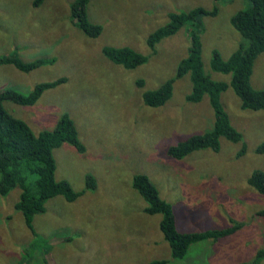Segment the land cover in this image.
<instances>
[{"label":"rangeland","instance_id":"1","mask_svg":"<svg viewBox=\"0 0 264 264\" xmlns=\"http://www.w3.org/2000/svg\"><path fill=\"white\" fill-rule=\"evenodd\" d=\"M0 0V57L16 52L25 61L52 59L32 71L0 65V90L29 92L38 83L65 77L33 105L6 100L5 107L39 132L56 126L63 113L74 120L86 150L64 143L54 150L56 176L67 180L76 200L63 195L50 199L36 215L33 229L16 208L19 189L0 194V264H249L264 248V193L248 181L256 169L264 171V109L242 107L230 86L222 104L243 141L221 139L218 151L201 149L182 159L168 148L195 133L212 128L215 114L209 96L187 101L192 91L190 74L177 79L172 97L153 107L143 92L158 88L177 73L188 55L183 28L164 38L153 50L147 38L169 21L171 12L203 6L218 7L203 18V60L212 78L231 81V74L214 71V49L227 59L244 37L231 24L246 0H91L88 15L103 26L89 37L71 17L73 0ZM105 46H129L149 60L134 69L112 62ZM143 81L145 87H140ZM252 86L264 88V52L257 58ZM247 151L240 153L243 144ZM138 173L149 176L170 202L180 231L243 225L235 233L191 244L183 258H174L160 229L161 214H148L147 202L133 186ZM87 175L97 187L87 189ZM255 260V259H254ZM257 264H264V259Z\"/></svg>","mask_w":264,"mask_h":264},{"label":"trees","instance_id":"2","mask_svg":"<svg viewBox=\"0 0 264 264\" xmlns=\"http://www.w3.org/2000/svg\"><path fill=\"white\" fill-rule=\"evenodd\" d=\"M90 1L73 0L70 6L71 17L75 25L89 37H98L103 31V26L90 20L88 15ZM246 1L247 5L231 18L232 26L244 37L243 42L227 59L217 49L212 53L211 68L217 72L231 74L230 82L212 78L211 74L206 72L202 55L203 18L216 15L217 5L212 9L199 6L189 11L171 12L168 14L169 21L156 28L147 38L148 45L155 50L157 44L164 38L173 36L186 27L183 29L186 30L189 49L188 55L180 60L174 77L163 82L158 88L143 92L144 102L153 107L165 105L173 95L175 81L190 74L192 91L187 95V101L198 103L208 95L215 114L212 128L203 133L192 134L168 148V154L174 158L182 159L201 149L218 151L223 137L235 143L243 141L242 132L232 124L222 104V94L230 86L240 96L243 108L264 109V88L256 89L251 83L255 62L264 52V0ZM43 2L44 0H35L34 5L39 6ZM103 52L112 62L128 69L139 67L149 60V55L129 46H105ZM53 62L52 59L43 58L25 61L16 52L0 57V65H15L25 72ZM65 81V77H60L40 82L29 92L14 88L0 90V194L7 196L12 190L19 189L16 208L22 212L27 226L31 229L34 227L36 215L45 212L50 199L63 195L68 201H74L85 192L76 191L67 180L57 178L54 150L64 143L72 144L80 152H84L86 147L80 140L77 126L68 113L62 114L54 128L36 132L27 121L13 115L5 107L4 102L10 100L20 105H33L48 89ZM140 85L142 88L145 87L143 81ZM245 151L247 145L244 143L240 153ZM256 152L264 153V141L257 146ZM248 181L256 190L264 193L262 169L254 170ZM86 186L87 189H95L96 179L87 175ZM133 186L147 202L145 211L151 215H162L160 229L170 245L174 258L185 257L193 243L205 239L217 240L231 235L243 225L236 222L227 228L180 231L172 204L161 196L160 190L147 174H136L133 177ZM258 214L264 215V209ZM254 259L249 264H257L264 259V248L258 251ZM168 263L167 259H156L148 264Z\"/></svg>","mask_w":264,"mask_h":264},{"label":"crops","instance_id":"3","mask_svg":"<svg viewBox=\"0 0 264 264\" xmlns=\"http://www.w3.org/2000/svg\"><path fill=\"white\" fill-rule=\"evenodd\" d=\"M76 148V147H75ZM77 149V148H76ZM78 150V149H77Z\"/></svg>","mask_w":264,"mask_h":264}]
</instances>
